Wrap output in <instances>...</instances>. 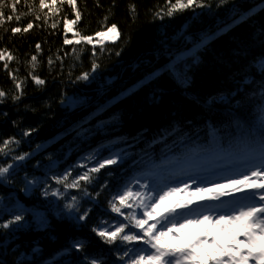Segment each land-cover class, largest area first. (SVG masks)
Listing matches in <instances>:
<instances>
[{"label":"trees","instance_id":"16d2710c","mask_svg":"<svg viewBox=\"0 0 264 264\" xmlns=\"http://www.w3.org/2000/svg\"><path fill=\"white\" fill-rule=\"evenodd\" d=\"M263 137L264 0H0V264L177 261L151 173Z\"/></svg>","mask_w":264,"mask_h":264},{"label":"rangeland","instance_id":"374dc122","mask_svg":"<svg viewBox=\"0 0 264 264\" xmlns=\"http://www.w3.org/2000/svg\"><path fill=\"white\" fill-rule=\"evenodd\" d=\"M98 37L99 42L115 41L119 37V29L112 27ZM186 55V52L176 53L172 61ZM89 98L91 96L70 99L71 105L86 103ZM259 144L261 147H258ZM254 147L264 152V137ZM248 156L245 167L235 163L231 155L216 160L213 154H203L194 158L195 166L184 171L174 173V169L165 164L149 176L148 188L142 192L143 205L139 220L148 221L149 229L155 232V237L164 242L171 240L179 243L189 249V253L169 263L164 256L167 252L162 254L165 247L145 250L140 255L143 264H201L208 255L214 258L217 253L227 255L228 247L235 254H240V248H245L242 245L246 244L245 234L253 225L257 237L251 239L252 243L258 246L264 241V236L259 232L264 229V195H261V191H254L247 197L250 191L244 197L237 196L239 192L258 186L257 178L261 177L260 182L264 181V160L258 162L255 153ZM220 160L223 166H219ZM246 183L250 185L245 187ZM234 202H239L238 207ZM107 232L113 235L115 230Z\"/></svg>","mask_w":264,"mask_h":264},{"label":"bare ground","instance_id":"6f19581e","mask_svg":"<svg viewBox=\"0 0 264 264\" xmlns=\"http://www.w3.org/2000/svg\"><path fill=\"white\" fill-rule=\"evenodd\" d=\"M185 157L181 158L179 161H176L174 163H166V165H169L168 167L171 168V169H174L175 167H177L180 163H182L184 161ZM177 171V173L183 171V170H175ZM143 255V253L141 254ZM137 261H140V264H143V261L140 260L139 258H136ZM159 264H161V262H159Z\"/></svg>","mask_w":264,"mask_h":264},{"label":"water","instance_id":"95a60500","mask_svg":"<svg viewBox=\"0 0 264 264\" xmlns=\"http://www.w3.org/2000/svg\"><path fill=\"white\" fill-rule=\"evenodd\" d=\"M243 194V193H242Z\"/></svg>","mask_w":264,"mask_h":264}]
</instances>
